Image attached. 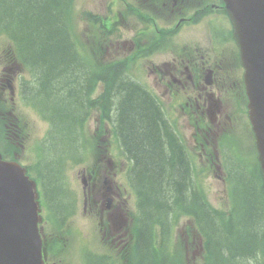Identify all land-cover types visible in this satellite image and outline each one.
<instances>
[{
	"label": "trees",
	"instance_id": "obj_1",
	"mask_svg": "<svg viewBox=\"0 0 264 264\" xmlns=\"http://www.w3.org/2000/svg\"><path fill=\"white\" fill-rule=\"evenodd\" d=\"M58 6L59 0H0V32L8 33L19 53L31 62L36 99L49 110L54 144L65 138L68 144L75 145L76 125L82 118L83 99L88 93L86 86L90 89L97 79L112 80L107 87L111 90L101 102L107 115L114 111L117 131L134 160L133 175L147 219L163 221L174 207H200L199 222L210 244L216 241L227 245V253L234 260L250 264L259 239L264 237L261 191L251 186L247 195H241L244 212L234 229L219 225L214 214L194 196L181 147L152 99L136 82L126 78L121 62L90 73ZM45 178L47 190L60 194L56 177L50 174Z\"/></svg>",
	"mask_w": 264,
	"mask_h": 264
},
{
	"label": "rangeland",
	"instance_id": "obj_2",
	"mask_svg": "<svg viewBox=\"0 0 264 264\" xmlns=\"http://www.w3.org/2000/svg\"><path fill=\"white\" fill-rule=\"evenodd\" d=\"M111 0H75V9H78L76 13H74V25L73 31L77 38V45L80 50H85L89 46H94V40L96 39H105V38H113L114 35L111 34L105 29L100 30L98 32H94V28L88 25H84L82 22L83 13L89 12L100 16L110 14V7L108 4ZM115 8V7H114ZM89 23V21H86ZM120 28V36L123 41H125V48L130 47V40L134 31L133 20L130 17H125L119 22ZM204 34V31L201 30ZM110 40V39H109ZM7 40L6 37L0 35V54L7 51ZM96 46V45H95ZM91 47V48H92ZM127 50V49H126ZM125 50V52H127ZM92 51V50H91ZM97 51V49H95ZM105 52L106 60H116L121 56H124V52L115 47L114 45H110L107 43V47H105L101 53ZM128 53V52H127ZM130 69H133V64H131ZM40 99V98H39ZM26 116L32 118L30 123L32 125L35 124L36 128L33 130H26L29 134V142L26 146L35 147L37 144V140L43 137V134L47 131L46 128L48 124L46 121L41 119V122L37 121V117L33 115L29 110L25 113ZM95 122L92 120L89 122L88 126L93 128ZM94 133L95 130H87V132ZM55 135V134H54ZM110 135L107 136V139ZM111 143L109 145L110 149V157L112 159V163L114 166H110L109 175H115L111 178L114 181V185L120 190L123 191V188L126 189L124 192L125 196L130 194L128 190V183H125V174L126 169L128 168L129 161L124 157L122 161L119 162L121 158V152L118 147L116 141L111 138ZM72 145L68 144L67 140L64 138L63 141H60L51 150V147L48 151V155L53 158H58L62 154H68L73 151ZM39 157L36 156V152L33 154L28 148L25 149L21 154V161L27 165H36ZM104 159V158H103ZM93 156L90 155L88 161L83 164H78L76 162H72V165H67L65 168H62L61 175L64 177V184L67 186L68 190L72 193L71 200V211L64 217L60 229H62L63 233H59L63 236V239L66 241L68 245L67 252L63 257L64 264H79L81 263L80 257L78 260L77 254H79V247L84 242L86 245L90 246V249L94 247V245H98L101 233L103 231H107L103 225H107L105 220V216L102 217L99 213V209H94L90 211L89 209L83 206V188L82 183L80 181L79 173L81 174L83 169H87L89 165L93 163ZM101 163L102 162L101 160ZM49 172L52 175L58 176L57 166L56 164H51L49 166ZM124 177V179H122ZM233 180V190L238 195H244L248 193V190L251 186H255L257 192L259 191L258 181L254 175H249L246 171L241 169H236L232 175ZM58 183V181H55ZM49 184V183H48ZM46 185V183H45ZM204 186L207 190V195L215 206L221 205V194L223 191L222 183L213 180V179H204ZM51 189V188H50ZM65 195L58 194V192H52L47 194L48 203L51 206L53 213L57 216H62L63 211L68 209V205L65 199ZM128 208L132 209L135 207L134 199L128 200L127 204ZM102 231V232H101ZM235 243V242H234ZM84 256V255H83ZM85 264H101V261L98 259H92L84 257ZM240 261H243L241 259Z\"/></svg>",
	"mask_w": 264,
	"mask_h": 264
},
{
	"label": "water",
	"instance_id": "obj_3",
	"mask_svg": "<svg viewBox=\"0 0 264 264\" xmlns=\"http://www.w3.org/2000/svg\"><path fill=\"white\" fill-rule=\"evenodd\" d=\"M225 1L242 45L250 119L264 176V0ZM34 199L35 185L23 170L0 160V264H40Z\"/></svg>",
	"mask_w": 264,
	"mask_h": 264
},
{
	"label": "flooded vegetation",
	"instance_id": "obj_4",
	"mask_svg": "<svg viewBox=\"0 0 264 264\" xmlns=\"http://www.w3.org/2000/svg\"><path fill=\"white\" fill-rule=\"evenodd\" d=\"M173 2V7L176 6V13L172 16H165L162 14L160 7L154 12L149 11L148 20H151L153 26L157 24V21L161 22L157 29L156 38L158 41L172 40L170 35L173 34L181 21L193 22L200 18L202 12L201 8L192 9L191 16L184 17V2L181 7L177 6L181 0H168ZM201 0H195V4L199 5ZM212 7H217V4H210ZM215 8H212L214 10ZM173 12V11H172ZM177 18V19H175ZM199 21V20H198ZM196 21V22H198ZM154 34V32H153ZM172 43L184 52L182 55H174L172 60L162 59L161 60V72L162 75L160 80L163 81V92H170L171 94H179L183 100L184 104L188 107L189 113H194L195 110L200 107L211 108V111L219 110V96L220 90H225L230 86L227 83L232 79L231 75L222 70V65L220 62L216 61L214 68H211V72L208 77L203 75V69L205 68V62L203 56L198 53L199 47L197 46L196 40H191L189 46H182L179 40H173ZM153 43L150 46H154ZM210 68V67H209ZM33 70L29 68L28 70L22 69L17 65L14 60L13 55H0V99L3 100L2 107L0 109V130H28L32 129L30 123L25 119V110H20L22 104L21 92L26 90V87L35 81L34 78L27 79L28 76H33ZM204 80L209 81L210 87L204 86ZM222 86L215 94H213L214 88H219ZM36 92V91H35ZM217 96V99L214 97ZM215 99L216 102L211 100ZM200 103V104H199ZM221 107V105H219ZM222 108V107H221ZM223 110V108H222ZM112 219L113 214H109ZM127 226L125 220L121 221L122 228V238L127 242V235L129 229L124 227ZM123 247V246H122Z\"/></svg>",
	"mask_w": 264,
	"mask_h": 264
},
{
	"label": "bare ground",
	"instance_id": "obj_5",
	"mask_svg": "<svg viewBox=\"0 0 264 264\" xmlns=\"http://www.w3.org/2000/svg\"><path fill=\"white\" fill-rule=\"evenodd\" d=\"M57 81V80H56ZM62 89V88H61Z\"/></svg>",
	"mask_w": 264,
	"mask_h": 264
}]
</instances>
